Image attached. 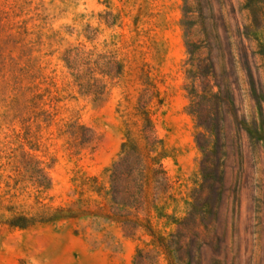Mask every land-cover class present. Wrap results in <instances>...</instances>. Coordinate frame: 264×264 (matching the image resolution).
<instances>
[{"label": "rangeland", "instance_id": "rangeland-1", "mask_svg": "<svg viewBox=\"0 0 264 264\" xmlns=\"http://www.w3.org/2000/svg\"><path fill=\"white\" fill-rule=\"evenodd\" d=\"M137 261L264 264V0H0V264Z\"/></svg>", "mask_w": 264, "mask_h": 264}, {"label": "trees", "instance_id": "trees-1", "mask_svg": "<svg viewBox=\"0 0 264 264\" xmlns=\"http://www.w3.org/2000/svg\"><path fill=\"white\" fill-rule=\"evenodd\" d=\"M195 79H196V77H195ZM99 90L101 91V89H99ZM208 92L210 93V97H212L213 100L216 99L219 95L217 93H215V94L212 93V90H209ZM89 94H93L96 97V99H98L99 98L98 96L101 93H99V91H95V92H90ZM190 95L193 98V104L190 108L191 109L190 112L194 116H197L199 121L202 120L203 116H205L203 121H201L199 123V127L205 128V130L209 133V135L212 136L213 134H215V129H216L215 124L210 119V115H209L210 112L205 110L207 112L204 115V114H202V108L197 110V108L200 105H198L197 103L195 104L194 100L195 99L198 100L199 98H201V96L199 95L198 90L194 87V85L191 86ZM127 148H128L127 145L123 146V152H122L123 156L120 158L119 161L114 163L107 170V173L109 174V179H110V193H111L112 201L119 207L132 208L137 203V197H136L135 192L133 191L135 188V184H136V177L134 174H132V172H129L128 169H123V167L125 166L124 165L125 161H126V163L128 162V159L126 160V157H124V153L127 150ZM203 153H204V151H203ZM205 154L208 157V154L206 152H205ZM206 160H208V158L205 159V162L201 163V172H203V173H204V170L206 169L205 167L207 166V162H208ZM126 165L129 167V163ZM123 177H124V179H123ZM96 182H97L96 178L92 179V184L95 185ZM140 182H142V184L144 183V177L142 178L141 175H138V184ZM47 184L48 185H46L47 186L46 188L49 189L51 186L50 181H48ZM122 184H124L123 189H122ZM39 186H43L42 183H39ZM95 191L100 194V192L98 190H95ZM140 192H141V187H140V189H138L139 194H140ZM131 200H134V201H131ZM63 212H67V211L64 209L58 210L56 212V214L54 215V217H52L51 221H55L57 218L62 217L61 215L63 214ZM127 215L128 214L126 213V215H124L123 217L119 216L117 218V220H119V222H121V224L124 226V229H128V228L133 227V226L137 227L138 225L136 223L132 222L130 219H128ZM5 222H6V224H8L12 228H26V227H29V226L37 223V222H47V220L36 221L35 219H33L31 217L18 215V216H13L9 219H6ZM135 264H138V261L135 262Z\"/></svg>", "mask_w": 264, "mask_h": 264}]
</instances>
